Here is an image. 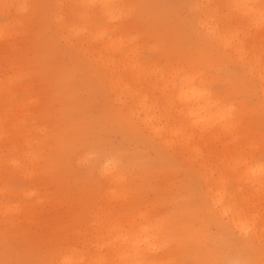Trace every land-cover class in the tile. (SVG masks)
I'll return each mask as SVG.
<instances>
[{
  "label": "rangeland",
  "instance_id": "374dc122",
  "mask_svg": "<svg viewBox=\"0 0 264 264\" xmlns=\"http://www.w3.org/2000/svg\"><path fill=\"white\" fill-rule=\"evenodd\" d=\"M69 258L264 264V0H0V264Z\"/></svg>",
  "mask_w": 264,
  "mask_h": 264
},
{
  "label": "bare ground",
  "instance_id": "6f19581e",
  "mask_svg": "<svg viewBox=\"0 0 264 264\" xmlns=\"http://www.w3.org/2000/svg\"><path fill=\"white\" fill-rule=\"evenodd\" d=\"M111 1L112 0H99V6H100V10L102 11V12H104V11H108L109 10V8H110V3H111ZM94 2V1H93ZM113 18L111 17V15L109 16V21H111ZM201 23H202V21H200L199 22V24L201 25ZM217 39L218 40H223V37H222V35H217ZM120 48V39L119 40H115V41H113V42H111V43H104V49H113L114 50V52H116V51H119L118 49ZM110 63H113V60L111 59V60H107V65L109 66L110 65ZM107 81H110V84H111V89H114L116 86H117V84L119 83V81H111L110 79L108 80L107 79ZM191 97H188L186 94H184V92H180L179 94H178V101L179 102H183V100H185L186 102H187V104L189 105V104H191V105H198V104H200V103H202V102H204L205 101V96H204V94L203 93H200V92H197L196 94H191L190 95ZM140 106L141 107H144L142 104H140ZM132 107L131 106H129V109H131ZM195 110V109H194ZM145 122H146V120H145ZM151 129V128H150ZM153 132L154 133H157L156 132V130H154L153 129ZM108 169L109 168H104L103 169V176L104 177H106V176H108V177H110V179L111 180H113V181H115L116 179H117V177L115 176H113L112 175V172H110V171H108ZM212 201V205L215 207L216 206V204L218 203V201L217 200H215L214 198L211 200ZM224 213V212H223ZM223 213H221V216L223 217ZM228 222H230L231 224H232V226L235 228V229H237L238 228V225H237V223H236V220H235V218L234 217H232V218H230L229 220H228ZM58 264H79V262L78 261H76V260H74V259H63L62 261H60V262H58Z\"/></svg>",
  "mask_w": 264,
  "mask_h": 264
}]
</instances>
